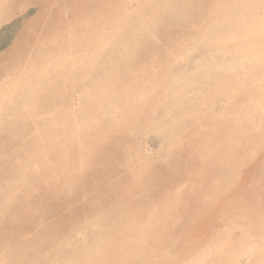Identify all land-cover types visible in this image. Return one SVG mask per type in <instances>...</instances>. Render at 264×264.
I'll use <instances>...</instances> for the list:
<instances>
[{
  "label": "rangeland",
  "instance_id": "rangeland-1",
  "mask_svg": "<svg viewBox=\"0 0 264 264\" xmlns=\"http://www.w3.org/2000/svg\"><path fill=\"white\" fill-rule=\"evenodd\" d=\"M0 264H264V0H0Z\"/></svg>",
  "mask_w": 264,
  "mask_h": 264
}]
</instances>
